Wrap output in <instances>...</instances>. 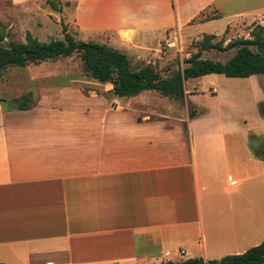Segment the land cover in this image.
I'll list each match as a JSON object with an SVG mask.
<instances>
[{
    "label": "crops",
    "instance_id": "1",
    "mask_svg": "<svg viewBox=\"0 0 264 264\" xmlns=\"http://www.w3.org/2000/svg\"><path fill=\"white\" fill-rule=\"evenodd\" d=\"M57 1L74 36L154 68L176 41L264 26V0ZM185 85L184 104L153 91L157 109L112 87L105 97L49 89L24 110L0 92V263L209 261L259 245L264 166L243 174L216 110L170 116L163 102L185 105L194 95ZM259 116L264 123L260 108ZM199 117L211 124L197 126ZM249 160L257 168L264 151Z\"/></svg>",
    "mask_w": 264,
    "mask_h": 264
},
{
    "label": "rangeland",
    "instance_id": "2",
    "mask_svg": "<svg viewBox=\"0 0 264 264\" xmlns=\"http://www.w3.org/2000/svg\"><path fill=\"white\" fill-rule=\"evenodd\" d=\"M52 1L59 6V1ZM255 26H240L235 28L231 35H229L230 31H227L222 35L215 36L211 43L217 49L202 51L200 58L224 63L239 48V46L230 48L229 45L233 46L236 41L241 39H250L247 34H250ZM63 27L76 40L83 41L74 36L75 32L72 28L64 26L58 18L56 10L52 9L46 1L33 0L22 6H14L10 0H0V35L3 36L0 47L7 48L11 43H25L27 35L41 43L63 39ZM203 37L183 40L181 44L176 41L170 47L164 46L161 56L164 58L163 62L157 63L155 68L153 67L159 77L161 79L170 78L173 74L181 72L186 67V61L199 52ZM104 42H106L105 39ZM252 50L257 52L254 48ZM139 63L142 62H138V60L131 62L132 69L143 67ZM263 77L251 76L248 78V82L239 78H226L223 75H216L215 78L202 76L188 79L185 81L184 88L193 91L194 95L189 96L186 106L169 102H163V105L167 108L170 116H180L178 119L187 117L185 111L187 107L190 112L199 111L201 108L216 110L230 133L226 137L227 144H234L235 141L238 144L237 162L240 167H243L245 175L264 166L263 162H259V166L255 168L249 160L253 154L264 151V133L260 131L264 123L259 116V102L264 101ZM253 84H258L262 99L257 97ZM110 87H112L110 83H102L90 78L77 55L38 64H28L23 67L10 66L0 76V92L7 105V100L12 103L28 105L53 88L75 89L85 95L96 93L105 97L110 95ZM192 87L195 88L192 90ZM211 90H213V95L209 93ZM137 97H141L139 101L145 106L158 108V93L145 91ZM170 99L171 101L175 100L174 98ZM89 101L86 99L84 104L91 105ZM175 101L184 104L177 99ZM191 103L195 104L197 108ZM109 106L115 107L113 102H110ZM213 118L216 120L217 116L214 115ZM204 119V117H199L196 125L203 127L211 124L205 122ZM229 152L231 154L233 151H229L228 148V155ZM229 160L231 162V159Z\"/></svg>",
    "mask_w": 264,
    "mask_h": 264
},
{
    "label": "trees",
    "instance_id": "3",
    "mask_svg": "<svg viewBox=\"0 0 264 264\" xmlns=\"http://www.w3.org/2000/svg\"><path fill=\"white\" fill-rule=\"evenodd\" d=\"M46 3L52 9L60 10L54 1L46 0ZM62 31L63 39L41 43L27 35L25 43H11L7 48L0 47V76L10 66L23 67L77 55L86 74L99 82L110 83L112 93L116 97L130 98L144 91H156L166 97L182 99L183 83L191 78L210 74L223 75L226 78L264 75V27L260 25L252 29L248 35L250 39H241L236 41L235 45H229L230 48L234 46L239 48L224 63L200 58L202 51L217 49L211 43L215 36L204 35L199 52L186 61V67L165 79H161L152 66L132 69L129 59L123 53L105 45L78 41L66 32L65 27ZM2 41L3 36L0 35V42ZM18 108L24 110L28 105L23 103ZM260 111L264 114V102L260 106ZM189 116L194 115L191 112ZM160 264H264V240L242 254L227 255L219 260L204 261L202 258H191Z\"/></svg>",
    "mask_w": 264,
    "mask_h": 264
},
{
    "label": "built area",
    "instance_id": "4",
    "mask_svg": "<svg viewBox=\"0 0 264 264\" xmlns=\"http://www.w3.org/2000/svg\"><path fill=\"white\" fill-rule=\"evenodd\" d=\"M47 264H51V263H47Z\"/></svg>",
    "mask_w": 264,
    "mask_h": 264
}]
</instances>
